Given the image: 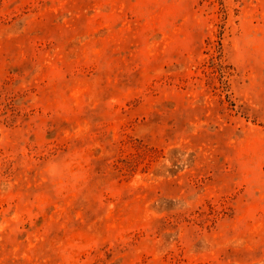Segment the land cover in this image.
<instances>
[{"label": "rangeland", "instance_id": "1", "mask_svg": "<svg viewBox=\"0 0 264 264\" xmlns=\"http://www.w3.org/2000/svg\"><path fill=\"white\" fill-rule=\"evenodd\" d=\"M0 264H264V0H0Z\"/></svg>", "mask_w": 264, "mask_h": 264}]
</instances>
